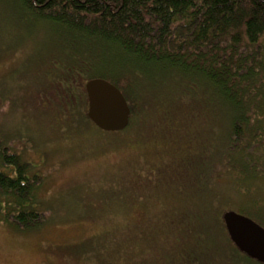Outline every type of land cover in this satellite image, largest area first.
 Segmentation results:
<instances>
[{
	"label": "trees",
	"instance_id": "trees-1",
	"mask_svg": "<svg viewBox=\"0 0 264 264\" xmlns=\"http://www.w3.org/2000/svg\"><path fill=\"white\" fill-rule=\"evenodd\" d=\"M11 1L35 25L52 29L72 62L71 66V62H40L37 66L44 71L32 78L41 87L34 90L33 84V97L25 99L30 105L25 114L44 132V142L53 140L52 135L69 140L84 136L87 128L91 132L94 125L85 117L84 84L102 79L120 90L130 109V123L119 133L128 132L136 138L135 144L145 142L142 135L148 133L147 140L154 138L163 147H172L169 157L161 153L148 171L152 187L162 185L163 179L174 183V205L157 208L168 218L160 221L168 232L167 241L163 240L167 255L140 264H256L229 242L221 225L228 210L222 209L221 218L213 222L214 214L206 206L209 200L204 195L208 201L204 203L198 189L228 172L231 184L249 194L237 186V169H247L256 178L264 175V168L258 167L259 158H264V0ZM141 81H159L176 89L154 94L144 90ZM223 127L228 128L226 134L220 131ZM21 131L12 136L20 137L18 148L0 145V222L27 232L39 226L42 211L37 192L42 178L29 175L32 165L23 160L21 152L32 153V149H24L22 143H34L30 133ZM226 137L229 144L214 149ZM44 142L36 140L34 150L41 152L40 158L49 146ZM103 151L93 148L84 157L109 152ZM232 151L239 166L228 160ZM195 161L200 169H195ZM214 164L220 165V172L209 169ZM210 173L216 174L213 179L208 178ZM81 191L77 186V199L83 196ZM135 194L134 199L142 201L137 208L144 214L150 197L159 200L144 188ZM198 204L200 208L192 210ZM197 215L203 216L205 229L196 225ZM88 241L96 252L103 239Z\"/></svg>",
	"mask_w": 264,
	"mask_h": 264
},
{
	"label": "rangeland",
	"instance_id": "rangeland-1",
	"mask_svg": "<svg viewBox=\"0 0 264 264\" xmlns=\"http://www.w3.org/2000/svg\"><path fill=\"white\" fill-rule=\"evenodd\" d=\"M34 23L11 0H0V145L1 148L13 150L14 147L18 148L20 141L18 136L12 138L14 132L22 130V133H30L34 144H25V139L21 143L24 149H32V153L26 151L21 155L25 162L30 163L29 166L32 165L29 175L38 174L42 178L37 192L38 207L42 211L37 223L39 226L22 232L13 225L0 222V264H140L145 259L151 262L153 257L166 256L164 247L167 244L163 246V240L168 232L160 226L166 214L157 208L174 205L171 201L174 183L163 179L165 182L162 185L152 187L148 171L152 167L151 162L161 157V153L167 157L172 147H163L154 138L147 140L148 133L142 135L145 142L135 144L136 138L128 132H104L95 126H90L91 132L87 128L84 136L65 140L52 135L53 140L44 142V132L38 131L35 124L29 122V115L25 114L30 107L25 99L33 97V84L34 90L41 87L40 83L32 80L33 76L44 71V67L37 66L40 65L38 63L51 60L69 63L71 58L52 29ZM76 79L80 81L79 77ZM153 82H144L145 85L142 81L138 83L154 94L176 89L174 85ZM170 83L174 84L172 81ZM22 117L23 121L20 120ZM203 124L206 126V123ZM223 124L226 125V121ZM220 131L226 134L228 128L223 127ZM199 133L202 134V131ZM35 139L49 145L44 147L46 151L41 158V152L34 150L38 145ZM224 144H229L227 137L214 149ZM93 148L109 152L106 156L85 158L84 154H90ZM233 157L230 159L228 156V160L233 162L232 165L239 166L234 154ZM197 162L195 169H200L199 161L194 164ZM189 163L186 161L187 167ZM258 164L260 169L264 168L263 157L259 158ZM212 168L220 172L219 164L209 166L210 170ZM1 170L5 169L1 167ZM207 170L205 164L203 171ZM254 170H258L257 166ZM238 171L237 186L244 187L249 194L234 187L231 175L222 172L225 173L223 178L219 174V180H210L206 188L201 186L198 190L202 193L198 195L201 200L204 195L208 198L209 202L204 199V203L208 202L207 209L214 214L213 222L221 218L219 216L224 212L221 210L225 209L244 215L264 228V175L256 178L247 169ZM211 173L209 179L216 175ZM77 186L83 190L79 194L83 195L80 199L75 193ZM139 187L144 188L149 196L159 198L154 200L150 197L147 200L145 214L137 208L142 201L134 199ZM67 192L69 196H66ZM112 207L116 208L114 212ZM199 208L200 204L192 210ZM169 210L173 212L172 208ZM199 216H196V225L205 229L204 218ZM197 229L200 233V229ZM100 236L103 241L98 250L92 252L95 247L88 240ZM218 246H215L216 249L220 248ZM79 252L86 254L82 256ZM197 257L203 261L201 255ZM206 260L207 256H204ZM243 263L252 264L250 261Z\"/></svg>",
	"mask_w": 264,
	"mask_h": 264
},
{
	"label": "water",
	"instance_id": "water-1",
	"mask_svg": "<svg viewBox=\"0 0 264 264\" xmlns=\"http://www.w3.org/2000/svg\"><path fill=\"white\" fill-rule=\"evenodd\" d=\"M87 119L104 132H121L129 125L128 104L118 88L102 79L84 84ZM230 243L242 255L264 264V228L253 220L233 211L222 216Z\"/></svg>",
	"mask_w": 264,
	"mask_h": 264
},
{
	"label": "bare ground",
	"instance_id": "bare-ground-1",
	"mask_svg": "<svg viewBox=\"0 0 264 264\" xmlns=\"http://www.w3.org/2000/svg\"><path fill=\"white\" fill-rule=\"evenodd\" d=\"M93 80V79H92ZM129 108V107H128ZM129 111H130V109H129ZM246 257V256H245ZM247 258V257H246ZM250 260V259H249ZM253 261V260H252Z\"/></svg>",
	"mask_w": 264,
	"mask_h": 264
}]
</instances>
